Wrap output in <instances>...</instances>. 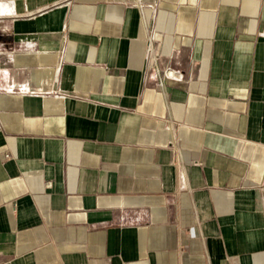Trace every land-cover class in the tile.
Instances as JSON below:
<instances>
[{
    "label": "crops",
    "instance_id": "crops-1",
    "mask_svg": "<svg viewBox=\"0 0 264 264\" xmlns=\"http://www.w3.org/2000/svg\"><path fill=\"white\" fill-rule=\"evenodd\" d=\"M12 4L0 264H264V0Z\"/></svg>",
    "mask_w": 264,
    "mask_h": 264
},
{
    "label": "built area",
    "instance_id": "built-area-1",
    "mask_svg": "<svg viewBox=\"0 0 264 264\" xmlns=\"http://www.w3.org/2000/svg\"><path fill=\"white\" fill-rule=\"evenodd\" d=\"M9 1V5L11 6V14H9L8 16H11L14 14V6L12 4V0H8ZM0 17H3V16H0Z\"/></svg>",
    "mask_w": 264,
    "mask_h": 264
},
{
    "label": "rangeland",
    "instance_id": "rangeland-1",
    "mask_svg": "<svg viewBox=\"0 0 264 264\" xmlns=\"http://www.w3.org/2000/svg\"><path fill=\"white\" fill-rule=\"evenodd\" d=\"M3 1H7V2H9L8 0H3Z\"/></svg>",
    "mask_w": 264,
    "mask_h": 264
},
{
    "label": "bare ground",
    "instance_id": "bare-ground-1",
    "mask_svg": "<svg viewBox=\"0 0 264 264\" xmlns=\"http://www.w3.org/2000/svg\"><path fill=\"white\" fill-rule=\"evenodd\" d=\"M3 10V9H2Z\"/></svg>",
    "mask_w": 264,
    "mask_h": 264
}]
</instances>
